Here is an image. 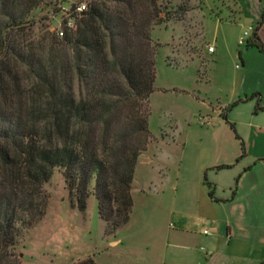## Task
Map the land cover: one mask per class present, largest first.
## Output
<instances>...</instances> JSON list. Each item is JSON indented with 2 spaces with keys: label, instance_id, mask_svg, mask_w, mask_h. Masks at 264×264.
<instances>
[{
  "label": "trees",
  "instance_id": "trees-1",
  "mask_svg": "<svg viewBox=\"0 0 264 264\" xmlns=\"http://www.w3.org/2000/svg\"><path fill=\"white\" fill-rule=\"evenodd\" d=\"M41 1L0 0V264H19L15 238L44 215L43 183L55 167L81 213L93 180L106 229L129 221L135 165L151 139L150 33L172 17L161 0H88L74 31L27 42ZM263 19L247 46L263 50Z\"/></svg>",
  "mask_w": 264,
  "mask_h": 264
},
{
  "label": "rangeland",
  "instance_id": "rangeland-1",
  "mask_svg": "<svg viewBox=\"0 0 264 264\" xmlns=\"http://www.w3.org/2000/svg\"><path fill=\"white\" fill-rule=\"evenodd\" d=\"M49 1L42 0L31 11L30 17L36 21L26 30L27 42L41 41L49 31ZM161 2L166 6L163 11L172 17L154 26L150 33L156 45L155 90L148 99L151 139L146 155L136 162L128 225L115 231L106 229L98 215L93 180L85 212L81 213L66 187L63 169L55 167L43 183L47 195L44 215L34 225L21 227L15 238L12 251L19 264H74L86 258L96 264H144L154 228L161 226L164 230L174 224L171 212L176 209L180 193L179 185L177 190L174 188L179 144L157 145L153 139L168 134L181 140L200 128L216 127V119L225 124L224 128H230L225 123L228 117L224 118L228 106L218 117L209 111L208 104L212 108L226 105L237 76L232 49L244 29L227 18L216 20L211 2L201 11L193 0ZM209 45L215 49L213 54L208 51ZM208 112L214 117L209 123ZM147 155L152 157V164ZM163 173L171 178L168 184L159 178ZM118 239L122 244H116Z\"/></svg>",
  "mask_w": 264,
  "mask_h": 264
},
{
  "label": "crops",
  "instance_id": "crops-1",
  "mask_svg": "<svg viewBox=\"0 0 264 264\" xmlns=\"http://www.w3.org/2000/svg\"><path fill=\"white\" fill-rule=\"evenodd\" d=\"M193 1L200 11L211 2L216 20L227 18L244 31L251 27L247 42L264 13V0ZM257 36L263 50L247 46V42L242 47L236 42L232 49L237 76L226 105L212 108L208 104L209 111L219 117L227 106L241 99L225 114V123L233 124L234 130L224 128L225 124L216 119V127L200 128L181 140L168 134L153 139L157 145L179 144L174 188L177 190L179 185L180 193L176 209L171 212L174 224L164 230L161 226L154 228L144 264L264 261V19ZM210 112L206 115L208 123L210 117L214 119ZM146 153L143 151L137 161ZM147 157L152 164V157ZM159 178L171 182L168 174ZM116 244H122V240Z\"/></svg>",
  "mask_w": 264,
  "mask_h": 264
},
{
  "label": "built area",
  "instance_id": "built-area-1",
  "mask_svg": "<svg viewBox=\"0 0 264 264\" xmlns=\"http://www.w3.org/2000/svg\"><path fill=\"white\" fill-rule=\"evenodd\" d=\"M88 0H50L49 1V19L50 26L48 30L53 32L57 37H64L66 32L74 31L78 22L83 16V12L88 8ZM54 11V12H53ZM252 28L244 31L238 39V45H245L250 38ZM214 48L208 46V51L213 52Z\"/></svg>",
  "mask_w": 264,
  "mask_h": 264
}]
</instances>
